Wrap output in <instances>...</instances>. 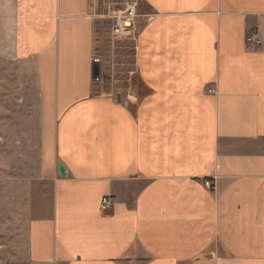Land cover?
I'll list each match as a JSON object with an SVG mask.
<instances>
[{
	"label": "crops",
	"instance_id": "1",
	"mask_svg": "<svg viewBox=\"0 0 264 264\" xmlns=\"http://www.w3.org/2000/svg\"><path fill=\"white\" fill-rule=\"evenodd\" d=\"M94 7L0 0V55L36 85L14 92L39 116L26 264H264V0H138L118 92Z\"/></svg>",
	"mask_w": 264,
	"mask_h": 264
},
{
	"label": "rangeland",
	"instance_id": "2",
	"mask_svg": "<svg viewBox=\"0 0 264 264\" xmlns=\"http://www.w3.org/2000/svg\"><path fill=\"white\" fill-rule=\"evenodd\" d=\"M92 1L97 17L95 56L102 65L96 89L118 92L131 83L135 40L115 33V20L110 12L127 4H135L138 9V0ZM24 74L22 85L18 77ZM32 75V68L23 72L22 66L0 55V264L27 263L26 225L36 214L32 208L39 190L36 182L40 172L39 116L32 108L23 114L24 107L14 106V92L22 86L36 87Z\"/></svg>",
	"mask_w": 264,
	"mask_h": 264
},
{
	"label": "built area",
	"instance_id": "3",
	"mask_svg": "<svg viewBox=\"0 0 264 264\" xmlns=\"http://www.w3.org/2000/svg\"><path fill=\"white\" fill-rule=\"evenodd\" d=\"M110 16L113 20H115L113 26L117 35L136 40L139 21L142 15L139 13L135 4H127L114 8L113 11L110 12ZM248 40L255 41L257 44L262 43L261 38L256 34L250 35ZM100 61L101 59L99 57L94 56L93 63L98 64ZM209 91H213V89H210ZM205 184L210 188L214 186L210 178L205 180ZM102 202L104 208H111L114 204V201L110 196L103 197Z\"/></svg>",
	"mask_w": 264,
	"mask_h": 264
},
{
	"label": "water",
	"instance_id": "4",
	"mask_svg": "<svg viewBox=\"0 0 264 264\" xmlns=\"http://www.w3.org/2000/svg\"><path fill=\"white\" fill-rule=\"evenodd\" d=\"M101 76H102V66H101V63H98V64H95L93 63V78L95 80H99L101 79ZM121 94L119 93L117 95V99L120 101L121 100Z\"/></svg>",
	"mask_w": 264,
	"mask_h": 264
}]
</instances>
